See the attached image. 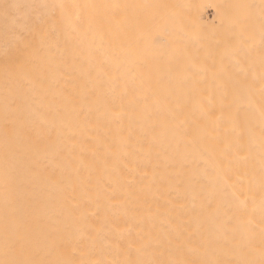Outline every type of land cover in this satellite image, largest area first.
Returning a JSON list of instances; mask_svg holds the SVG:
<instances>
[{"label": "bare ground", "instance_id": "bare-ground-1", "mask_svg": "<svg viewBox=\"0 0 264 264\" xmlns=\"http://www.w3.org/2000/svg\"><path fill=\"white\" fill-rule=\"evenodd\" d=\"M45 6L8 58L34 102L0 98V226L31 230L33 264H264V0ZM24 167L52 185L34 194ZM104 219L106 241L66 253L74 226L96 237Z\"/></svg>", "mask_w": 264, "mask_h": 264}, {"label": "rangeland", "instance_id": "rangeland-1", "mask_svg": "<svg viewBox=\"0 0 264 264\" xmlns=\"http://www.w3.org/2000/svg\"><path fill=\"white\" fill-rule=\"evenodd\" d=\"M27 1L28 3L26 5L21 4L16 0H11L10 2L9 11L13 16L11 32L14 34L11 35V33H9L0 38V98L9 97L11 94L10 91L15 89L21 93L23 98L33 104L34 96L28 93L19 82L21 81L22 74H15L10 68V61H8L11 53L14 52L16 41H21V44L24 45H29L35 39L34 33H32L35 24H41L46 19L47 7L45 5L49 0ZM26 7L29 9L30 13H32V20L22 18L21 16L23 9ZM25 120L32 124L38 121H43L50 130H53L54 128L53 122L49 118L43 116L35 105H31V113ZM60 145L65 147L68 153L70 152L65 142H60ZM56 160H59L56 154L51 151H44L39 155L37 162L39 166L52 170L55 166L53 162ZM9 166L10 165L7 164L6 169H10ZM34 171V167H24L22 175L27 181L33 182L34 194H39L41 190L49 188L52 183L47 182L37 184L32 178ZM62 182L65 186H69V177L63 178ZM0 204L6 205L7 203L5 200H0ZM108 210H115V206L112 203H109ZM47 214L53 216V211L48 210ZM109 229L110 226L104 219L97 230L96 237H92L88 236L86 230L78 223L73 227V233L70 235L73 241L66 248V253H69L70 255L77 254L78 246L81 242H85L87 247L91 248L94 239H97L99 243L106 241L105 236ZM30 236L31 230L29 228L17 226L13 220L10 221L8 226H0V264H33L32 249L35 247V243L31 240L32 237ZM37 246L41 247L42 242H38ZM44 252H46L45 249ZM94 260L95 259L90 260L88 264H95ZM79 264H83V262L81 261Z\"/></svg>", "mask_w": 264, "mask_h": 264}, {"label": "snow or ice", "instance_id": "snow-or-ice-1", "mask_svg": "<svg viewBox=\"0 0 264 264\" xmlns=\"http://www.w3.org/2000/svg\"><path fill=\"white\" fill-rule=\"evenodd\" d=\"M13 7H15V6H13Z\"/></svg>", "mask_w": 264, "mask_h": 264}]
</instances>
